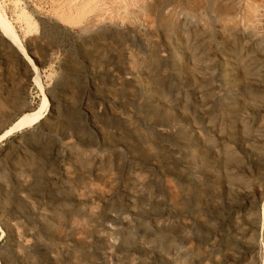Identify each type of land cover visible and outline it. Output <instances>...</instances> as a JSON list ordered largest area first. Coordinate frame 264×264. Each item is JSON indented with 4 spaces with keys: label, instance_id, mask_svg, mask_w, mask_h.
<instances>
[{
    "label": "rangeland",
    "instance_id": "1",
    "mask_svg": "<svg viewBox=\"0 0 264 264\" xmlns=\"http://www.w3.org/2000/svg\"><path fill=\"white\" fill-rule=\"evenodd\" d=\"M0 5V264H262L264 0Z\"/></svg>",
    "mask_w": 264,
    "mask_h": 264
},
{
    "label": "bare ground",
    "instance_id": "2",
    "mask_svg": "<svg viewBox=\"0 0 264 264\" xmlns=\"http://www.w3.org/2000/svg\"><path fill=\"white\" fill-rule=\"evenodd\" d=\"M135 1V0H134ZM194 2V1H193ZM216 2V1H215ZM143 4V3H142ZM153 5V4H152ZM97 7V6H96ZM170 10V9H169ZM224 11V9H223ZM251 12V11H250ZM228 16V15H227ZM224 17V16H223ZM11 20V19H10ZM9 20L6 13L4 12L2 6L0 5V35L8 42V44L19 54L22 58V60L29 66V68L33 71L31 72L28 79L33 83L35 87H37L41 93L42 96V102L43 106H46L48 103V99L46 97V94L43 90V87L40 83V80L37 75V68L35 67V64L33 60L28 55L24 44L20 40V38L17 35V32L15 30V27L13 26V23ZM17 21L22 25V28L24 30H27V32H31L35 29V24L30 21V19L24 15L18 13ZM193 21V20H192ZM188 22V21H187ZM193 23V22H192ZM226 24V23H225ZM167 28V27H166ZM171 28V27H170ZM205 47V46H204ZM11 49V48H10ZM243 50V49H242ZM251 50V49H250ZM194 52V51H193ZM260 52V51H259ZM231 53V52H230ZM234 53V52H233ZM195 54V53H194ZM256 55V54H255ZM197 57V56H196ZM177 62V61H176ZM249 62V61H248ZM175 63V62H174ZM263 65V64H262ZM226 67V66H225ZM183 68V67H182ZM243 68V67H242ZM147 72V71H146ZM184 74V73H183ZM206 81V80H205ZM151 83V82H150ZM148 97V96H147ZM152 99V98H150ZM22 102V101H21ZM176 102V101H175ZM160 103V102H159ZM150 105V104H149ZM46 108V107H44ZM43 108V109H44ZM158 108V107H157ZM163 109V108H162ZM9 112V111H8ZM157 112V111H156ZM156 114V113H155ZM161 117V116H160ZM44 118L43 113L41 110L38 112H34V110L29 111L27 113H24L21 117L18 118V120L13 124V126L10 127L8 131L4 134L7 135L12 130H15L22 126H29L33 122H40ZM126 121V120H125ZM170 121V120H169ZM127 124V122H126ZM202 124V123H201ZM190 125V124H189ZM208 127V126H207ZM243 127V126H242ZM131 128V127H130ZM262 128V127H261ZM178 135V134H177ZM2 136V135H1ZM2 138V137H1ZM202 138V137H201ZM143 140V139H142ZM197 141V140H196ZM145 147V146H144ZM147 148V147H146ZM74 155V154H73ZM81 156V155H80ZM80 159V158H79ZM102 159V158H101ZM231 163V162H230ZM218 166V165H217ZM83 167V166H82ZM81 168V167H80ZM85 171V170H84ZM84 173V172H83ZM226 176V175H225ZM241 183V182H240ZM109 184V183H108ZM247 186V185H246ZM236 190V189H235ZM260 193V192H259ZM88 201V200H87ZM61 207V206H60ZM49 213V212H48ZM40 214V213H39ZM263 219H264V211H263ZM251 216V215H250ZM262 221V220H261ZM259 226V225H258ZM245 227V226H244ZM244 231V230H243ZM102 232V231H101ZM252 234V233H251ZM263 241H262V264H264V228H263ZM107 237V236H106ZM239 239V238H238ZM142 242V241H141ZM256 242V241H255ZM175 255V254H174ZM176 258V257H175ZM166 261V260H165Z\"/></svg>",
    "mask_w": 264,
    "mask_h": 264
}]
</instances>
